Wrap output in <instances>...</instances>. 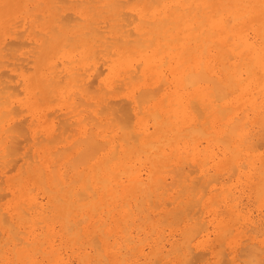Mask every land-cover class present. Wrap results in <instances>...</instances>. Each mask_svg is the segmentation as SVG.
<instances>
[{
  "label": "bare ground",
  "instance_id": "1",
  "mask_svg": "<svg viewBox=\"0 0 264 264\" xmlns=\"http://www.w3.org/2000/svg\"><path fill=\"white\" fill-rule=\"evenodd\" d=\"M0 185V264H264V0H0Z\"/></svg>",
  "mask_w": 264,
  "mask_h": 264
},
{
  "label": "rangeland",
  "instance_id": "2",
  "mask_svg": "<svg viewBox=\"0 0 264 264\" xmlns=\"http://www.w3.org/2000/svg\"><path fill=\"white\" fill-rule=\"evenodd\" d=\"M40 140H42V138H41ZM13 174H14V172H12L10 175H13ZM1 186H2V187H1ZM3 188H4V186H3V185H0V189H3ZM2 193H3V192H2ZM3 202H5V201H3ZM199 253H200V252H199ZM199 256H201V255L199 254ZM200 258H201V259L203 258V260H201V261H204V256H203V257H200ZM200 258H199V259H200ZM206 259H208L207 256L205 257V262H201V261H199V263L201 262L200 264H205L206 261H207ZM197 260H198V259H197Z\"/></svg>",
  "mask_w": 264,
  "mask_h": 264
}]
</instances>
